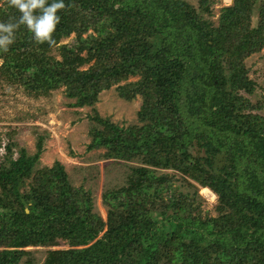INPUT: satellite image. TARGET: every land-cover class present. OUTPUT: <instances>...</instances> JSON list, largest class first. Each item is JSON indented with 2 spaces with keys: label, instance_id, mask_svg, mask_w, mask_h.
I'll use <instances>...</instances> for the list:
<instances>
[{
  "label": "trees",
  "instance_id": "obj_1",
  "mask_svg": "<svg viewBox=\"0 0 264 264\" xmlns=\"http://www.w3.org/2000/svg\"><path fill=\"white\" fill-rule=\"evenodd\" d=\"M63 2L51 45L23 24L14 30L0 50V79L34 97L63 87L78 107L114 86L125 101L139 95L137 124L95 112L101 127L87 146L136 165L124 186L102 194L103 221L60 162L34 168L40 140L16 158L7 142L0 264H34L23 248L58 240L68 248L48 250L44 264H264V100L241 94L254 87L244 60L264 49V0H231L216 21L210 0ZM18 16L3 0L0 22ZM71 34L72 45L60 44ZM167 168L215 193L217 215L202 216L194 195L172 186L174 175L155 174Z\"/></svg>",
  "mask_w": 264,
  "mask_h": 264
},
{
  "label": "rangeland",
  "instance_id": "obj_2",
  "mask_svg": "<svg viewBox=\"0 0 264 264\" xmlns=\"http://www.w3.org/2000/svg\"><path fill=\"white\" fill-rule=\"evenodd\" d=\"M2 1L0 0V6ZM190 2L196 4V0ZM210 2V10L213 12L211 20L216 21L219 8L229 5L231 0ZM73 42V34L60 40V44L65 45H72ZM52 54L58 58L56 51ZM244 65L247 77L254 87L251 94H241L252 104H256L264 100V49L251 54L244 60ZM136 79L129 78L128 81ZM74 102L75 98L67 97L63 87L50 91L48 95L34 97L26 94L20 87L0 79V162L5 155L3 146L7 142L12 144L11 158H16L19 149H24L27 155H32L36 151L37 141L40 140L43 150L34 168L51 167L55 161L60 162L70 185L89 192L92 212L105 221L107 208L103 204L102 194L124 186L130 167L136 163L105 159L104 148L88 149L91 128L101 127L94 119V113L120 126L137 124L136 113L141 104V97L137 95L135 99L125 101L118 96L114 86L100 92L97 101L91 106H73ZM261 112L264 115V110ZM155 174L174 175L171 178L172 186H176L177 191L187 193L188 196L194 195L199 201L202 216L217 215V196L209 188L201 187L189 178L188 185L179 173L169 168L156 169ZM29 181L26 180L24 189H28ZM58 242L57 246H29L23 249L32 252L34 264H44L48 250L68 248L65 241Z\"/></svg>",
  "mask_w": 264,
  "mask_h": 264
},
{
  "label": "clouds",
  "instance_id": "obj_3",
  "mask_svg": "<svg viewBox=\"0 0 264 264\" xmlns=\"http://www.w3.org/2000/svg\"><path fill=\"white\" fill-rule=\"evenodd\" d=\"M17 9L19 16L6 22H0V50H4L12 42L14 30L23 24L37 42L54 41L52 33L60 20L57 10L64 7L63 0H9Z\"/></svg>",
  "mask_w": 264,
  "mask_h": 264
}]
</instances>
